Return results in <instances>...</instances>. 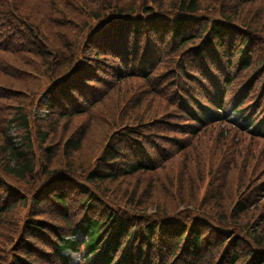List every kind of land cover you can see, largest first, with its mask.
Returning <instances> with one entry per match:
<instances>
[{
    "label": "trees",
    "instance_id": "obj_1",
    "mask_svg": "<svg viewBox=\"0 0 264 264\" xmlns=\"http://www.w3.org/2000/svg\"><path fill=\"white\" fill-rule=\"evenodd\" d=\"M114 1L0 0V27L13 36L0 55V160L6 163L0 164V222L9 211L17 222L10 240L16 247L6 249L2 264H264V192H254L264 184L258 178L264 170L255 172L264 158L263 0ZM56 36L73 47L58 46ZM160 66L165 70L154 74ZM27 67L37 79L25 74ZM216 70L223 71L222 80ZM151 77L156 80L145 97L165 112L112 127L97 164L68 159L51 167L59 152L70 157L87 136L86 127L83 135L73 125L78 115L120 118L108 89L92 94L89 85ZM44 78L49 83L43 89ZM13 85L22 93L20 105L10 103ZM42 94L47 113L34 118ZM229 109L234 114L223 115ZM153 122L163 123L160 132L149 126ZM244 122L261 139L244 134ZM15 125L25 134L21 147L8 135ZM50 140L60 142L58 152L49 153ZM37 144L49 150L38 164L31 157L42 153ZM125 152L132 159L122 170L116 161ZM147 167L173 170L159 183H170L165 190L178 197L181 191L191 197L195 185L204 188L202 176L214 180L203 202L217 201L233 179L245 180L224 216L216 206L212 213L200 204L166 207L144 200L159 176L121 182L122 174ZM9 174L29 186H16ZM243 213H255L259 228L247 230ZM66 250L79 253L80 261L73 263Z\"/></svg>",
    "mask_w": 264,
    "mask_h": 264
},
{
    "label": "rangeland",
    "instance_id": "obj_2",
    "mask_svg": "<svg viewBox=\"0 0 264 264\" xmlns=\"http://www.w3.org/2000/svg\"><path fill=\"white\" fill-rule=\"evenodd\" d=\"M112 1V0H110ZM119 0H115L114 3L118 2ZM170 0H162L161 1H156L157 2H168ZM101 2V1H100ZM103 2V1H102ZM106 3L109 4V2ZM137 3V2H136ZM141 4V3H139ZM262 4L264 5V0L262 1ZM127 6L131 7L134 5L130 4H126ZM136 5V4H135ZM93 6V4H92ZM91 6V7H92ZM155 9H157V7L154 6ZM1 9V8H0ZM137 12H141V10H137ZM1 18V16H0ZM23 28H26L25 26ZM7 34V32L0 27V55H3L1 48H3V46L5 44L9 43V40L11 37L13 36H5ZM71 37H75V38H83L84 36H71ZM140 37V36H137ZM57 39V43L58 46H70L73 47V42L71 44H68L66 42H60V36H56ZM70 41H72V38L70 39ZM136 44H141V43H136ZM142 44H144V42H142ZM77 48V47H74ZM78 48L76 50V54L74 56L77 55L78 53ZM257 52L256 50L254 51V55H256ZM1 63V62H0ZM72 63V62H71ZM44 66V70L47 69V66L45 64H43ZM191 68H195L193 66H190ZM215 67V66H214ZM165 69L163 67H158L154 74H160L164 71ZM25 74L27 76H29L31 79L35 78L37 79L38 77V73H35L34 71L31 70V68L27 67L25 69ZM223 71H218L216 70V76L218 79L222 80V75H223ZM243 74V73H242ZM242 74H240L236 80L239 81L241 79ZM107 78H112L111 75H107ZM108 80V79H107ZM156 80V77H151L148 81H144L141 78H135L132 79L130 82H128L127 84H117V83H112V85H108L107 81H104L103 85L99 84L97 87H94L92 85H89V87L87 88L89 92H91L92 94L94 93V90H102L103 87H106L109 91V100L112 101L113 103H115L118 106V111L120 113V118L119 120H115V116L108 118V117H98L95 120L92 118V116L90 114H88L87 111H84L82 114L77 116V120L73 123L74 126H76V128H78L79 130L83 131V135L85 132V127L87 129V136L85 138L82 139V143L79 146V149L77 151H74L73 153H69L70 157H61L60 156V152H59V157L55 158L54 161H52L51 163V167H61V165L63 163H67L68 159L73 160V161H88V162H92L94 159H96L100 153H102L103 148H105V144H102L105 135L108 133V131L114 127L117 126L118 124H132L134 122H146L149 119H153L154 117L162 114L163 112H165V108L161 107V106H157L155 105L151 100H148L145 97L146 92L148 91V86L150 84H152L154 81ZM207 81V79H205ZM209 80V79H208ZM48 80L46 78L43 79V89L48 85ZM16 86L15 87V92H14V97L13 100L10 101L11 104L20 105V101L24 102V99H22V93L19 92V89H17V85H13ZM34 87H36V82ZM253 92H259L258 89H256L255 87L252 88ZM40 98V104L36 105L33 107L32 110V114L34 115V118H43L46 116V113L43 109V105L42 103H46L47 100L42 96H39ZM11 100V99H10ZM174 101L176 102V97L174 95ZM22 104V103H21ZM18 105V106H19ZM30 111V110H29ZM161 118V117H160ZM82 124V125H80ZM149 126H155V132H160V130L163 128V123L161 122H153L151 125ZM20 126L15 125L13 127L10 128L9 130V137L12 140V143L14 146H18L21 147L23 144V136H25L24 131L20 130ZM70 132H72V127H68V130L64 133L65 136H67L68 134H70ZM62 133V134H63ZM244 134H246L249 137V134L247 132H244ZM238 134L235 132L231 133V137H236ZM252 139L256 140V138H259L258 136H253L251 137ZM262 142L264 143V139H261ZM35 142V141H34ZM53 145H50L49 143H52ZM108 142V141H107ZM0 143H1V137H0ZM58 143L60 142H56L54 144L53 140L48 141L46 144L48 145L50 152H58L59 150V145ZM38 147V144H37ZM0 153L2 151V147L0 145ZM41 150L42 153H38V157H36V160L34 158V156L32 155V160H34V162L36 164L41 163L45 158H46V154L48 155V151H44L42 149V147H38V151ZM26 153L30 154L27 150H25ZM1 159V157H0ZM132 157L129 155L128 152L125 153H120L119 154V161H116V164L118 166H120V168L122 170L125 169L127 163L129 160H131ZM99 162V160H94V162H92L91 166L93 164H97ZM73 166H74V162H72ZM0 164H6L3 160H0ZM122 165V166H121ZM39 166H37L35 168V171L38 172L39 170ZM263 169L264 170V158H262L258 163H256L255 166V172H258L259 170ZM194 170H197V168L194 166V168L191 170V172H193ZM174 171L173 170H166L164 173H159L157 171H150L149 167L147 168H142L140 169L139 172L135 173L133 176L131 175H127V174H122L120 177V180L122 182L123 181H131L132 179H136L138 181L140 180H144V181H148V182H153L154 180H156V177L159 176L158 181L152 183V186L150 189L146 188L147 190V194H145V198L144 200H147L148 202L154 204L155 206H166V207H176L179 205H201V207L203 206L206 210L208 211H215V206L217 207L216 213L217 215L223 214L224 216H226L228 214L229 211H231L234 207L233 204V192H235L236 190V186L239 184H243L245 178L244 177H240V179H233L229 184H226L225 187V191L217 194L220 195V198L217 201H213L211 200L209 197H206L205 202L201 201V197L205 196V192L208 191L210 188H212V186L214 185V180H211L207 177L202 176L203 182H204V188L200 187L198 188L196 185L192 188L191 190V197L189 196V194L184 193L183 191H181L180 196H175L172 195L171 192H168V190H165L167 188V186H169L170 183L165 184L163 182H161V184L159 183L160 181L163 180H169L172 178V173ZM30 174V173H29ZM28 174V175H29ZM264 174L261 173L258 175V178H264L261 177ZM10 175V174H9ZM27 175V176H28ZM13 180H15L16 182V186H24V187H28L29 183L27 181H23L21 180V178H18V175H10ZM35 181L34 182H38L37 178H34ZM7 183H2V186H6ZM133 185V184H132ZM135 186V185H134ZM136 187V186H135ZM138 188L141 187L140 185L137 186ZM249 190H251L252 188H254V184L253 183H249L248 184ZM120 188V187H118ZM226 188H228V190H226ZM127 189H133V187L127 188ZM134 190V189H133ZM258 191L264 192V184H260V186L256 189V193H258ZM260 192V193H261ZM180 203V204H179ZM214 205V206H213ZM18 205H16L17 207ZM15 207V208H16ZM12 209V210H15ZM150 208V207H147ZM152 211L154 210V208H151ZM213 213V212H212ZM15 214L16 210H15ZM13 212L9 211L8 212V219L3 217L2 221L0 222V238H3L5 236H7L6 239H4L3 241H0V264H2L4 261H6V256H5V251L7 249V251H11L12 249L14 250L16 245L13 244L10 240L13 239L16 235V219H14L13 221ZM255 216V213H249V214H242L241 218H242V224L245 226V224H247L246 226H249V228L246 229H250L252 231H255L256 228H259V223L261 221V219H259L257 222H255L253 220ZM180 218V217H179ZM182 218V217H181ZM184 219V218H183ZM76 237L78 238V236L76 235ZM12 246V247H11ZM216 249V248H215ZM66 255L69 256V258L72 260L73 263H78L80 261V254L77 252H73L71 250H66L65 251Z\"/></svg>",
    "mask_w": 264,
    "mask_h": 264
}]
</instances>
